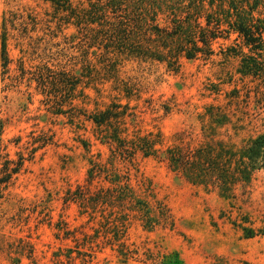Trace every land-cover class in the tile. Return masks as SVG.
<instances>
[{
  "label": "rangeland",
  "instance_id": "obj_1",
  "mask_svg": "<svg viewBox=\"0 0 264 264\" xmlns=\"http://www.w3.org/2000/svg\"><path fill=\"white\" fill-rule=\"evenodd\" d=\"M188 4L0 0V179L24 159L0 183V264H264V168L237 172L264 135V49L231 31L170 65L133 50L171 59L176 40H147L144 22L169 26ZM168 148L213 160L227 190L189 179Z\"/></svg>",
  "mask_w": 264,
  "mask_h": 264
},
{
  "label": "trees",
  "instance_id": "obj_2",
  "mask_svg": "<svg viewBox=\"0 0 264 264\" xmlns=\"http://www.w3.org/2000/svg\"><path fill=\"white\" fill-rule=\"evenodd\" d=\"M225 4L226 0H217V3H215V0H209V9L207 10L202 0H189L184 18L181 20H177L175 17L172 18L169 26H159L157 24L150 25L144 22V24H146L144 35L147 36V40L163 36L167 39L171 38V40H176L178 53H172L173 48L168 44H163V48L168 49V54L169 56L171 55V59H168V57H155L159 56V53L156 51H154L155 55H148V53H142L140 51L142 49H133L136 56H149L161 61L166 60L170 65V62H172V60H177L182 53L187 58H194L198 53L209 55L213 52L211 48L212 41L218 37L227 38L231 31L238 33L239 38L243 40V44L248 46L251 52L260 53V51L264 49V18H254V6H251L248 0H231L228 8L225 7ZM246 6H248V10ZM117 8L122 7L121 5H117ZM155 16L152 19L155 20ZM7 22L10 24V22L13 21L8 19ZM4 23L5 28L3 29L5 30L2 35V60L3 67L6 69L9 63V57L6 48V21ZM225 25H227L226 28L224 27ZM223 33L227 34L223 35ZM93 120L97 123L104 122L96 116L93 117ZM108 139L113 143L122 140L117 134L108 136ZM116 145L119 144L117 143ZM135 146L146 155L151 154L153 148L152 143L146 139L142 140L140 144H135ZM124 149L128 150V148ZM165 154L171 166L182 169L189 179L210 183L223 191L227 190V173L216 169L213 160L208 161L207 158L199 160L201 155L198 151L194 155L186 156L177 153L174 148H168L165 150ZM244 158L247 159V164H244L242 169L238 168L237 172L240 173V177L247 178L250 170L264 168V135L257 136L244 146L242 160H244ZM23 162V158H19L17 162L5 160L2 172H7V175L0 179V183L8 182L11 176L20 170ZM249 166L250 168L247 169Z\"/></svg>",
  "mask_w": 264,
  "mask_h": 264
}]
</instances>
